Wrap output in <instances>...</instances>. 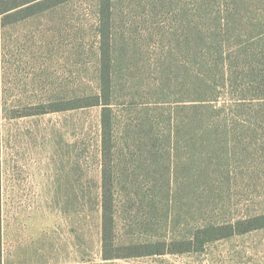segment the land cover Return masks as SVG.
Listing matches in <instances>:
<instances>
[{"label":"rangeland","instance_id":"rangeland-1","mask_svg":"<svg viewBox=\"0 0 264 264\" xmlns=\"http://www.w3.org/2000/svg\"><path fill=\"white\" fill-rule=\"evenodd\" d=\"M99 1L0 18L2 264H264V227L174 244L264 217V0H112L110 72L135 99L118 100L116 121L126 109L139 121L118 124L106 165L101 107L70 108L99 88ZM216 32L230 49L218 66ZM137 123L148 130L130 132ZM105 167L123 194L140 196L120 204L126 258L110 261L99 236ZM150 241L166 254L127 256Z\"/></svg>","mask_w":264,"mask_h":264},{"label":"trees","instance_id":"trees-1","mask_svg":"<svg viewBox=\"0 0 264 264\" xmlns=\"http://www.w3.org/2000/svg\"><path fill=\"white\" fill-rule=\"evenodd\" d=\"M68 0H0V18L2 23H10L20 21L22 19L27 18L33 14L38 12L47 10L53 6L62 4ZM113 8L112 0H100L99 1V13L103 19V22L108 25H102L100 34L102 39V73L98 78L99 88L96 93L90 94L83 103H79L73 106H70L71 109L79 108V107H101V156L103 158V163L106 165V162L110 160L112 153L116 149V145L118 143V134L120 136V127L118 124L122 125L126 122L139 121L133 117L132 112H129V109H126V115L123 114V122L118 123L116 119L118 118V114L115 112L114 108L115 104L118 102L120 98L125 100L129 107L133 106L135 102L134 97H124L120 95L117 90V85L115 83V78L112 75V71L110 72V67H112V60L109 57V23H110V15ZM103 23V24H104ZM219 34L216 32L212 39L214 41L209 46V49L212 51V54L217 56L215 53H218V59H215L216 66L218 62H222L224 65L226 58H224L225 51L230 50L228 47H225V44L222 40L218 39ZM240 45V44H237ZM215 52V53H213ZM220 57L223 59L221 61ZM221 74L222 83L226 82V74ZM261 83V75L259 76L258 83L256 84L259 88ZM261 90V89H260ZM126 98V99H125ZM129 100H132L129 102ZM178 120V119H177ZM176 120V123H177ZM118 127V131H117ZM131 130H142L147 129L145 123H137L134 126L130 127ZM160 131V130H159ZM118 132V133H117ZM171 132V131H170ZM169 132V133H170ZM148 134L152 135V132L148 131ZM167 195L169 194V190H164ZM124 192V189H123ZM138 196L135 193H122L121 190L118 189L117 183H114L111 173L107 172L106 167L102 170V179H101V188L99 193V218H100V252L101 258L104 261H110L120 258H126L119 255L118 250L120 248L119 240H118V223H119V214H120V204L124 200V204H127L129 200L135 199ZM143 197H147L146 195H142ZM167 199V198H166ZM260 224H251L248 222V225L240 228L239 226L246 224L245 222L237 223V225L231 224H222V225H208L202 226L194 232L193 236L188 238L186 241L181 240L179 242H175L174 244L180 245L184 243L186 246H191L193 243L198 248H202L207 243L212 242L214 240H218L221 238H225L234 232L237 233H245L254 228L264 227V217H259L254 219L252 222H259ZM236 229V231H235ZM161 243L152 241L143 243L142 245L132 246L134 248L132 253H129L127 256H152V255H164L165 251L157 250V246H160ZM142 246V247H141ZM163 246V245H162ZM141 248H145L146 250L142 251ZM190 250V247H186L185 249H174L170 250L167 253L170 254H182ZM1 210H0V264H1Z\"/></svg>","mask_w":264,"mask_h":264},{"label":"crops","instance_id":"crops-1","mask_svg":"<svg viewBox=\"0 0 264 264\" xmlns=\"http://www.w3.org/2000/svg\"><path fill=\"white\" fill-rule=\"evenodd\" d=\"M1 251H2V246H1ZM1 264H2V253H1Z\"/></svg>","mask_w":264,"mask_h":264}]
</instances>
